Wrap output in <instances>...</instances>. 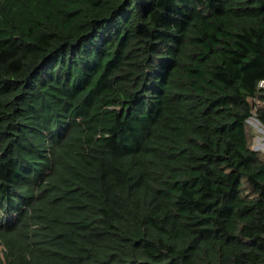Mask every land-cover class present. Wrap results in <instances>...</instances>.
<instances>
[{
	"label": "trees",
	"instance_id": "obj_1",
	"mask_svg": "<svg viewBox=\"0 0 264 264\" xmlns=\"http://www.w3.org/2000/svg\"><path fill=\"white\" fill-rule=\"evenodd\" d=\"M252 117L264 0H0V264H264Z\"/></svg>",
	"mask_w": 264,
	"mask_h": 264
},
{
	"label": "rangeland",
	"instance_id": "obj_2",
	"mask_svg": "<svg viewBox=\"0 0 264 264\" xmlns=\"http://www.w3.org/2000/svg\"><path fill=\"white\" fill-rule=\"evenodd\" d=\"M249 123L252 125L255 132L253 148L259 150L261 154H264V126L256 117L250 118Z\"/></svg>",
	"mask_w": 264,
	"mask_h": 264
},
{
	"label": "built area",
	"instance_id": "obj_3",
	"mask_svg": "<svg viewBox=\"0 0 264 264\" xmlns=\"http://www.w3.org/2000/svg\"><path fill=\"white\" fill-rule=\"evenodd\" d=\"M261 84H263V82Z\"/></svg>",
	"mask_w": 264,
	"mask_h": 264
}]
</instances>
